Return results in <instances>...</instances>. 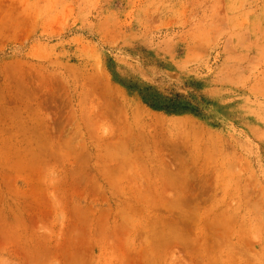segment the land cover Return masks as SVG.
I'll list each match as a JSON object with an SVG mask.
<instances>
[{
    "label": "rangeland",
    "instance_id": "obj_1",
    "mask_svg": "<svg viewBox=\"0 0 264 264\" xmlns=\"http://www.w3.org/2000/svg\"><path fill=\"white\" fill-rule=\"evenodd\" d=\"M0 264H264V0H0Z\"/></svg>",
    "mask_w": 264,
    "mask_h": 264
}]
</instances>
